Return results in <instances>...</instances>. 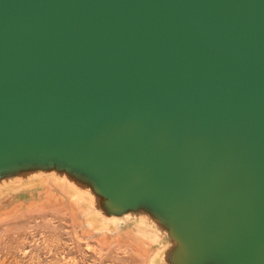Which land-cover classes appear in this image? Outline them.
<instances>
[{
  "label": "water",
  "instance_id": "95a60500",
  "mask_svg": "<svg viewBox=\"0 0 264 264\" xmlns=\"http://www.w3.org/2000/svg\"><path fill=\"white\" fill-rule=\"evenodd\" d=\"M49 183L150 264H264V0H0V205Z\"/></svg>",
  "mask_w": 264,
  "mask_h": 264
},
{
  "label": "rangeland",
  "instance_id": "374dc122",
  "mask_svg": "<svg viewBox=\"0 0 264 264\" xmlns=\"http://www.w3.org/2000/svg\"><path fill=\"white\" fill-rule=\"evenodd\" d=\"M153 250L127 226L93 231L51 183L0 205V264H150Z\"/></svg>",
  "mask_w": 264,
  "mask_h": 264
}]
</instances>
